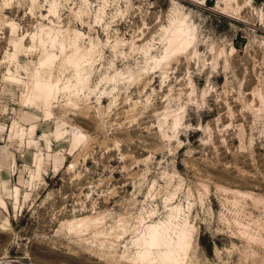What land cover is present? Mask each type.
Masks as SVG:
<instances>
[{"label":"rangeland","instance_id":"374dc122","mask_svg":"<svg viewBox=\"0 0 264 264\" xmlns=\"http://www.w3.org/2000/svg\"><path fill=\"white\" fill-rule=\"evenodd\" d=\"M178 206L185 264H264V0H0V264H131Z\"/></svg>","mask_w":264,"mask_h":264},{"label":"bare ground","instance_id":"6f19581e","mask_svg":"<svg viewBox=\"0 0 264 264\" xmlns=\"http://www.w3.org/2000/svg\"><path fill=\"white\" fill-rule=\"evenodd\" d=\"M169 43V52L172 53L186 48L190 40L180 26L174 25ZM84 56L83 53H76L70 59L78 71L82 61H85ZM180 212L181 207H175L164 222L145 225L135 239L137 251L132 256L124 257L131 264H185L191 251L194 229L190 227L188 219L180 217Z\"/></svg>","mask_w":264,"mask_h":264}]
</instances>
